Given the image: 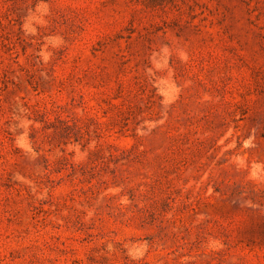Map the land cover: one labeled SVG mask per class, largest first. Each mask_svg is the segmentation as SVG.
Listing matches in <instances>:
<instances>
[{
	"label": "rangeland",
	"instance_id": "374dc122",
	"mask_svg": "<svg viewBox=\"0 0 264 264\" xmlns=\"http://www.w3.org/2000/svg\"><path fill=\"white\" fill-rule=\"evenodd\" d=\"M0 264H264V0H0Z\"/></svg>",
	"mask_w": 264,
	"mask_h": 264
}]
</instances>
